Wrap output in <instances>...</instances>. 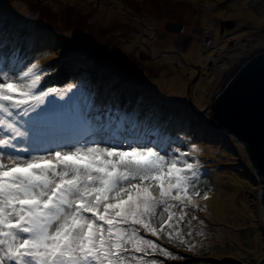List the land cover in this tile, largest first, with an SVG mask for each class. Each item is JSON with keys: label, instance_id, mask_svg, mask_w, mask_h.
<instances>
[{"label": "snow or ice", "instance_id": "6c2138e0", "mask_svg": "<svg viewBox=\"0 0 264 264\" xmlns=\"http://www.w3.org/2000/svg\"><path fill=\"white\" fill-rule=\"evenodd\" d=\"M40 40L0 17V264H133L156 252L180 260L156 241L185 247L186 210L199 207L205 169L189 155L188 122L133 69L84 61L71 45L67 87L49 86L57 68L34 61L60 48L35 52ZM233 78L210 86L205 117Z\"/></svg>", "mask_w": 264, "mask_h": 264}, {"label": "rangeland", "instance_id": "374dc122", "mask_svg": "<svg viewBox=\"0 0 264 264\" xmlns=\"http://www.w3.org/2000/svg\"><path fill=\"white\" fill-rule=\"evenodd\" d=\"M124 5L127 7L123 9ZM207 7L211 20L205 17ZM132 12L137 16L131 21L128 17ZM44 16L55 18L57 23L51 17V22L47 21ZM0 17L21 31L37 33L45 47L41 48L38 43L35 52L46 49L54 52L60 48L58 57L48 55L34 61L40 65L45 58L56 60L57 71L53 73L60 76L49 86L54 87L66 78L68 73L64 66L71 45L73 55L84 61L95 55L133 69L161 103L181 113L188 122L187 130L197 140L194 151L193 145H187L189 155L205 169V175L199 181L200 196L196 199L199 207L186 210L188 215L181 225L185 247L166 239L156 241L173 254L178 253L181 259L172 260L160 252L146 256L135 254L133 264H136V256L145 259L146 264L152 261L156 264L264 262L261 177L256 174L249 157L226 141L199 107L210 86L218 81L220 68L228 57L244 49L249 38L264 39V0H84V3L81 0H0ZM79 19L82 23L78 27L73 25V21ZM167 22L182 27L180 39L165 29ZM72 28L76 29L72 40H65L63 35ZM96 31L100 32L99 40L95 38ZM161 33L165 37L169 34L171 40L157 38ZM107 34L111 35L109 43ZM189 37L192 40H188ZM81 42H84L83 47ZM193 45L199 47L201 56L195 57L190 51ZM204 56L208 57L201 61ZM174 77L182 80L180 89L168 84ZM158 80L167 83L160 87ZM234 186L237 210L234 208L232 213L225 195L220 194L218 201L214 196L217 189L225 192ZM205 192L207 198H204ZM213 203L226 214L224 218L212 215L211 210L217 208ZM172 212L179 215L180 209L173 208ZM228 218H231L230 223L226 221Z\"/></svg>", "mask_w": 264, "mask_h": 264}, {"label": "water", "instance_id": "95a60500", "mask_svg": "<svg viewBox=\"0 0 264 264\" xmlns=\"http://www.w3.org/2000/svg\"><path fill=\"white\" fill-rule=\"evenodd\" d=\"M165 29L178 33L182 27L167 22ZM232 74L231 84L210 106L208 118L226 141L239 150L241 144L245 146V154L261 177L264 204V50L249 56Z\"/></svg>", "mask_w": 264, "mask_h": 264}, {"label": "bare ground", "instance_id": "6f19581e", "mask_svg": "<svg viewBox=\"0 0 264 264\" xmlns=\"http://www.w3.org/2000/svg\"><path fill=\"white\" fill-rule=\"evenodd\" d=\"M110 9H111V7H110ZM206 14H207V16H205V17H207L209 20H211L212 19L211 15H210L211 12L209 11V8L208 7H207V10H206ZM45 38L46 39H49V38L51 39L52 37L45 36ZM254 38L255 39L258 38L259 40H264V39H260L259 37H251V38H249L247 40V42H246V45H245L244 49L239 50V52H236L235 51L236 53H234L230 57H228L226 64H224L223 67L220 68L221 69V72H220V75H219V79H218V81L215 84L221 83L222 82V78L226 76V74L228 73V71H230L231 73H233L234 70L237 67H239V65H241V63L243 61H245L249 56L254 55V54H257L258 52L264 50V41L257 42L256 40H253ZM64 39L67 40V38H65V37H64ZM190 51L193 54H195V57H196L197 54L199 56H201L200 53L203 54L201 51H199V47L198 46H194V45L192 46V48H191ZM207 57L208 56L202 57L201 61H204ZM231 67H232V69H230ZM161 72H163V70ZM181 82H182V80L180 79V77H174L173 79H170L168 81V84L170 86H172V88H178V89H180L181 86L183 85V84L181 85ZM157 83L161 87V85L163 86L164 83H167V82H166V80L165 81H162V80L159 81L158 80ZM200 84L201 85H200L199 88H201L203 86L202 83H200ZM235 188L236 187L234 186V188L232 190L225 191V192H221L220 189L219 190L217 189V191H216L217 193L214 196L215 199L218 201L219 198H220V196H219L220 194L225 195V198L224 199L228 201L230 207L232 208V210H231L232 213H234L233 212V209L234 208L237 210V205L234 203L235 193H236L235 192ZM213 204H214V207H217L215 203H213ZM242 209H246V207H243ZM211 213H212V215H220V217H222V218H224V216H226V214H223L218 207L215 208V209H212L211 210ZM226 221H227V223H230L231 222V218L226 219ZM232 222H233V219H232ZM233 234L235 235V232Z\"/></svg>", "mask_w": 264, "mask_h": 264}, {"label": "flooded vegetation", "instance_id": "af4514ba", "mask_svg": "<svg viewBox=\"0 0 264 264\" xmlns=\"http://www.w3.org/2000/svg\"><path fill=\"white\" fill-rule=\"evenodd\" d=\"M101 1H105V0H101ZM114 1L116 2V1H118V0H114ZM119 1H120V0H119ZM81 2L84 3V0H81ZM86 4H87V3H86ZM124 7H127V6H126V5L122 6L123 9H124ZM135 14H136V13L132 12V13H131V16L128 17L129 20L132 21L133 18L137 16V15H135ZM75 22H76V23H75ZM171 22H172V21H171ZM73 23H74L73 25H75V26L78 25V24H77V21H73ZM118 23H119V22H118ZM126 23H127V22H126ZM142 25H143V24H142ZM143 26L145 27L146 25H143ZM183 27H184V26H183ZM129 28H130V29H133V27H129ZM167 31H168V30H167ZM168 32H169V33H172V34L174 33V32H170V31H168ZM181 33H182V29H181L180 32H178V33H174L175 36L177 37L176 39H180V38H181ZM168 35H169V34H168ZM168 35L165 37L164 34L161 33V34H159V35L157 36V38L160 37L159 39L162 38L163 40H165V38H166V40H171L170 37H168ZM169 36H170V35H169ZM132 39H133V38H132ZM149 39L153 40V37H149ZM176 39H175V40H176ZM190 39H191V37L188 38V40H190ZM191 40H192V39H191ZM141 57H142V56H141Z\"/></svg>", "mask_w": 264, "mask_h": 264}, {"label": "trees", "instance_id": "16d2710c", "mask_svg": "<svg viewBox=\"0 0 264 264\" xmlns=\"http://www.w3.org/2000/svg\"><path fill=\"white\" fill-rule=\"evenodd\" d=\"M49 1V0H48ZM44 15H46V14H44ZM47 16V15H46ZM45 17V16H44ZM51 17V16H50ZM50 17H48V18H46L47 19V21H49V22H51L50 21ZM51 19H52V21L54 22V23H57V21H56V19L55 18H53V17H51ZM80 20V19H79ZM79 20H75V21H77V24L79 25V23L81 22V20L79 21ZM82 23V22H81ZM120 24V23H119ZM78 25H77V27H78ZM72 29H74V28H72ZM90 29V28H89ZM108 29H110V28H108ZM111 30V29H110ZM118 31H120V30H118ZM121 32V31H120ZM110 33V32H109ZM109 34H107V36H108ZM117 35H120V34H117ZM96 37V40H99V38H101V36H100V32H98V31H96V35H95ZM111 38V35H109L108 36V38H106V40H108V43L109 42H111V40H109ZM81 40H84V39H81ZM113 43V42H112ZM116 45V44H115ZM99 46H100V44H99ZM112 48H113V45H112ZM54 61H56L55 59H53V63H54ZM167 262V261H166Z\"/></svg>", "mask_w": 264, "mask_h": 264}]
</instances>
